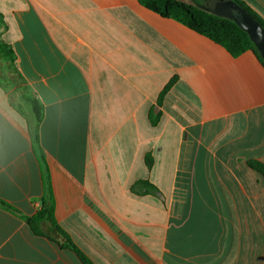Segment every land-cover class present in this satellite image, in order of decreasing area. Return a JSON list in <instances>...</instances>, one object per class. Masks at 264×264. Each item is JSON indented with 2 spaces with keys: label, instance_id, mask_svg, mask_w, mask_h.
<instances>
[{
  "label": "crops",
  "instance_id": "0c3cea01",
  "mask_svg": "<svg viewBox=\"0 0 264 264\" xmlns=\"http://www.w3.org/2000/svg\"><path fill=\"white\" fill-rule=\"evenodd\" d=\"M0 43V264H83L43 202L92 264H264L253 51L138 0H0Z\"/></svg>",
  "mask_w": 264,
  "mask_h": 264
},
{
  "label": "trees",
  "instance_id": "16d2710c",
  "mask_svg": "<svg viewBox=\"0 0 264 264\" xmlns=\"http://www.w3.org/2000/svg\"><path fill=\"white\" fill-rule=\"evenodd\" d=\"M145 8L159 14L164 18L176 20L188 28L204 35L215 43L224 47L233 57H238L246 51H253L258 60L264 66V60L260 56L255 43L249 34L242 29L237 21L241 13H246L256 20L264 29V19L243 0H138ZM0 53L8 58H13V52L0 43ZM33 111L39 122L42 120L43 109L35 99H29ZM151 160H148V165ZM251 168L264 177V164L256 161L248 163ZM3 206L11 207L3 202ZM27 222L32 231L38 236H44L41 231L42 223L50 226L56 233L64 238V242L58 243L61 248L74 251L83 264H92L57 224L54 217L52 203L43 202L42 208Z\"/></svg>",
  "mask_w": 264,
  "mask_h": 264
},
{
  "label": "water",
  "instance_id": "95a60500",
  "mask_svg": "<svg viewBox=\"0 0 264 264\" xmlns=\"http://www.w3.org/2000/svg\"><path fill=\"white\" fill-rule=\"evenodd\" d=\"M237 21L239 26L249 34L264 60V29L262 26L246 13H241L237 17Z\"/></svg>",
  "mask_w": 264,
  "mask_h": 264
}]
</instances>
